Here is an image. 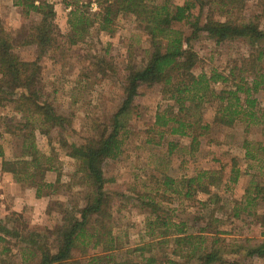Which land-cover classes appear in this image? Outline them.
<instances>
[{
    "label": "trees",
    "instance_id": "1",
    "mask_svg": "<svg viewBox=\"0 0 264 264\" xmlns=\"http://www.w3.org/2000/svg\"><path fill=\"white\" fill-rule=\"evenodd\" d=\"M12 1L13 6L21 10L23 18L34 15L37 21L19 32L8 30L0 21V106L9 107L4 106L7 102L12 106L10 111L20 116L17 123L4 120L0 142L5 135L11 136L7 141H18L20 154L8 160L0 144L1 171L11 175L22 186L34 185L37 198L46 189L54 190L58 179L54 183L44 180L46 173L57 172V169L54 159L45 157L37 149L34 131L46 136L51 130L66 131L70 127L68 119L42 101L40 60L47 56L52 58L56 52L63 56L66 45L72 47L82 43L94 27L99 32L111 34L114 20L122 15L132 17L145 35L149 58L139 68L128 63L118 71L104 59L91 58L94 75L117 77L121 102L110 116L108 126H102L96 137L87 138L79 145L72 143L66 153L75 162V173L86 189L84 204L79 208H63L60 224L53 229L44 228L42 232L25 227L17 229L15 224L19 225L21 217L12 213V228L0 227L1 243L7 241V236L16 239L21 244L23 261L33 258L37 259V264H81L79 257L86 255L87 250L91 254L86 256V264L132 263L133 260L128 258L116 260L121 248L116 244L117 237L113 235L111 226V209L116 201L105 191L107 180L103 169L108 160H116L124 150L132 103L142 87L157 88L162 102L156 106L152 125L146 132L149 137L145 140L147 145L161 146L166 137L187 138L189 150L194 153L214 126L232 127L240 123L245 126V131L250 127L258 130L262 139L253 146L244 141L242 149L246 163L258 164L257 173L262 181L256 182L252 177L249 188L229 214L232 219H239L242 215L255 216L259 204L264 205V109L259 108L254 98L256 93L264 91V46L261 45L264 42V0L260 1V14L252 17L244 14L248 0H182L180 5L172 0H90L87 3L75 0L65 4L71 10L67 19L69 30L63 37L66 41L62 46L57 44L62 36L55 24L54 0ZM91 1L98 6L97 13L89 12ZM184 28L189 30L188 36L183 33ZM199 34H205L216 46L243 41L250 52L234 60L225 72L212 69L207 73H196L198 56L190 48V43ZM18 46H33L35 59L20 60L14 52ZM83 75L81 79L89 77L88 74ZM207 106L213 107L210 123L203 121ZM176 143L167 142L168 155L176 148ZM219 174L202 170L179 180L165 176L163 193L156 189L154 194H143L137 198L149 211L145 235L157 239V243L170 238L168 240L175 246L173 253L179 261L183 260V264L221 262L219 244L222 240L219 236L226 232L213 225L218 220L212 218L211 210L206 212L211 223L198 228L194 226L200 220L198 217L192 219L191 225L188 221H177L174 217L176 210H168L166 214L160 203L170 205L174 200L166 198V191L181 204L193 201L194 196L201 193L209 198L197 203L207 211L208 202L216 197L211 196L210 189L223 183L225 190L229 191V185L238 183L242 171L233 163L226 181ZM151 245L134 248L131 253H137L135 264L157 263L154 256H147ZM234 247L231 254L241 259L230 264H257L256 261L264 264V242L257 246H247L244 242ZM2 251L7 250L3 248ZM171 264H176V261Z\"/></svg>",
    "mask_w": 264,
    "mask_h": 264
},
{
    "label": "rangeland",
    "instance_id": "2",
    "mask_svg": "<svg viewBox=\"0 0 264 264\" xmlns=\"http://www.w3.org/2000/svg\"><path fill=\"white\" fill-rule=\"evenodd\" d=\"M72 1L74 0L53 1V9L56 10L54 11L55 24L62 36L57 40L59 46L66 41L63 37L69 30L66 15L68 6L65 4ZM260 1H247L244 9L246 17L260 14ZM172 2L176 5L182 4V0H172ZM13 7L15 9H12ZM0 21L8 30L19 32L26 30L31 22L37 21V17L31 15L25 19L21 15V10L13 6L12 0H0ZM260 23L262 24V21ZM112 30L113 32L108 35L94 27L82 43L72 47L66 45L63 56L60 57V52H56L52 58L47 56L40 60L42 101L50 104L58 114L68 119L70 127L66 131L51 130L46 136L39 134L37 130L34 131V142L39 152L45 157L50 156L54 159L53 164L57 172H49L51 176L49 179L53 183L58 179V182L54 190H44L41 196L42 201L32 199L35 186L30 184L23 185L22 189L25 190L21 193L23 196L20 194L19 198L9 200L11 206H18L22 197L25 203H29L19 214L21 217L19 225L15 224L17 229L25 227L36 232H42L44 228L53 229L61 222L60 212L63 208H79L84 204L83 197L86 189L80 182V176L75 173V162L66 153L72 143L79 145L87 138L96 137L102 130V126H108L110 116L121 102V87L117 83V77L108 75L101 78L94 75V68L91 67L94 62L91 58L104 59L117 71L125 68L128 63L139 68L149 58V46L145 35L136 26L132 17L119 16L114 20ZM183 31L185 36L189 35L187 28ZM261 45L264 46V42ZM190 48L198 56L196 73L200 71L207 73L212 69L225 72L234 60L250 52L249 46L243 41L225 42L216 46L205 34H199L197 38L192 39ZM14 52L22 61H32L36 57L33 46H18ZM83 74H88L89 77H83L86 80L81 79ZM138 92V96L132 103L131 119L128 122L129 134H125L124 150L116 160H108L103 169L107 180L105 191L116 201L111 209L113 235L117 237L116 244L121 247L116 254V260L128 258L133 260L131 264H135L137 253H131L134 248L152 244L148 250L150 254L147 256H154L156 264H171L174 260L176 264H183V260L179 261L177 255H174L175 246L171 240H168L170 238H167L165 242L161 240L157 243V239L154 240L145 235L149 211L142 207L141 201L137 198L143 194H154L156 189L158 193H163L165 188L162 187V183L165 176L179 180L189 178L203 170L220 173L223 181H226L229 167L233 163L240 172L242 171L238 183L229 185V191L225 190L223 183L215 189L211 188V196L216 197L211 203L208 202L207 211L197 203L209 198L208 195L201 193L196 194L193 201L181 204L180 200L171 198L170 192L166 191V198L170 197L169 199L174 200L170 202V205L160 203V206L166 214L168 210L175 209L174 217L177 221H188V225L192 224V219L198 217L197 219L200 220L194 225L198 228L211 223L206 212L213 211L212 218L218 220V223L213 225L218 230L226 232L225 235L219 236L222 240L219 244L222 260L215 264H230L234 260H240V256L233 257L231 254L234 252V246L237 247L244 242H247V246H257L264 242V236H262L264 226L261 225H264L263 204H259L255 209L256 214L253 217L245 215L239 219L229 217L233 206L241 200L249 188L252 177L256 182L262 181V177L257 173L258 164L246 163L242 149L244 141L253 146L262 139L258 130L250 127L245 131V126L240 123L232 127L214 126L209 135L202 139L199 149L194 153L189 150L187 138L166 137L161 146L147 145L145 140L149 137L146 132L152 125L156 106L162 102L158 89L155 87H142ZM254 98L257 99L259 108L264 109V91L256 93ZM2 105L0 106V132H2L4 120L20 122V116L10 111L12 106L9 103H4V106L9 107ZM212 117L213 107L207 106L203 121L210 123ZM5 138L3 142L2 140L0 142L5 158L14 159L20 154L19 142L7 141L11 139L8 135H5ZM168 141L177 142L176 148L170 155H168ZM47 174L44 176L45 181L48 178ZM2 183L5 184L4 181ZM1 211L3 209L0 207V227L11 229L14 225L12 213L4 215ZM6 240L5 243L0 242V264H37V259L33 258L23 261L21 244L16 239L7 236ZM3 248L7 251L3 252ZM75 254L78 253L75 252ZM90 254L91 252L87 250L86 255H79L81 264H86V256ZM256 263L262 262L256 261Z\"/></svg>",
    "mask_w": 264,
    "mask_h": 264
},
{
    "label": "crops",
    "instance_id": "3",
    "mask_svg": "<svg viewBox=\"0 0 264 264\" xmlns=\"http://www.w3.org/2000/svg\"><path fill=\"white\" fill-rule=\"evenodd\" d=\"M10 6L12 7V4H10ZM12 9H15L14 7ZM56 11V10H54ZM56 15V13H55ZM68 16V14H66ZM66 16V17H67ZM1 159H0V207L3 209V211H1L4 215H7L8 213H16V214H20L22 213V208L25 207V205H29L28 202L25 203V199L24 197L21 198L20 200V204L18 206H11L9 200L12 198H19L18 196H20V194L22 193V191L24 192L25 190L22 189L23 186L21 184L16 183L12 177L9 176V174L3 173L1 171ZM47 183H53L51 179V176L49 175V173L47 174ZM5 182V184H3L2 182ZM23 196V194H21ZM32 199L34 200H40L42 201L43 198H37L35 197V193L32 194ZM28 201V200H27ZM22 205V206H21ZM31 205V204H30ZM42 216V214H41Z\"/></svg>",
    "mask_w": 264,
    "mask_h": 264
},
{
    "label": "built area",
    "instance_id": "4",
    "mask_svg": "<svg viewBox=\"0 0 264 264\" xmlns=\"http://www.w3.org/2000/svg\"><path fill=\"white\" fill-rule=\"evenodd\" d=\"M79 1H81V0H79ZM70 10H71L70 7L66 8L67 12H69ZM97 11H98V6L93 1H91L90 4H89V12L90 13H97Z\"/></svg>",
    "mask_w": 264,
    "mask_h": 264
}]
</instances>
